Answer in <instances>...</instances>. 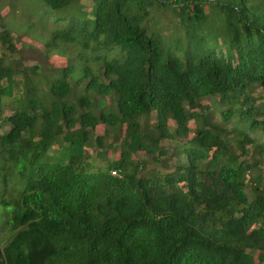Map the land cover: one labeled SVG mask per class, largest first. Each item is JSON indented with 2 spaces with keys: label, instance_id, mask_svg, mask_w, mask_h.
<instances>
[{
  "label": "trees",
  "instance_id": "obj_1",
  "mask_svg": "<svg viewBox=\"0 0 264 264\" xmlns=\"http://www.w3.org/2000/svg\"><path fill=\"white\" fill-rule=\"evenodd\" d=\"M36 1L62 23L53 39L95 54L101 69L87 58L57 77L35 66L13 74L3 63L18 51L0 17V264H264V169L251 176L249 200L240 160L251 134L264 138L259 0H156L186 11L178 50L145 31L147 0H89L82 15V0ZM202 5L223 18L214 36L197 31ZM90 95L113 99L95 115ZM211 98L222 127L191 111ZM194 119L177 166L158 173L133 160L161 164L159 143L185 139ZM118 128V157L103 169L85 162L81 150L109 149Z\"/></svg>",
  "mask_w": 264,
  "mask_h": 264
},
{
  "label": "rangeland",
  "instance_id": "obj_2",
  "mask_svg": "<svg viewBox=\"0 0 264 264\" xmlns=\"http://www.w3.org/2000/svg\"><path fill=\"white\" fill-rule=\"evenodd\" d=\"M203 2H211L212 0H200ZM215 3L229 2L233 3L234 0H214ZM89 0H82L78 14L82 15L88 12ZM251 10L264 14V0H259V3L252 2ZM203 11L207 14L206 22L201 23L197 31L205 36H214L215 33L220 31L222 28V19L218 15V9L210 7L209 5H202ZM146 20L144 22L145 31L147 34H151L153 31L157 33L163 40L164 43H168L172 48L179 49L182 43V37L179 31L181 25L186 26V11L182 14L176 8H171L164 4H159L156 0H147V4L144 7ZM0 17L4 24L5 31L11 37L14 46L17 48V53L12 55V58L4 60V66L11 70L13 74L18 73L22 67L35 66L41 73H50L53 77L58 76V71L65 65V63L75 60L80 65L81 63L89 62L87 66L91 70L99 72L100 60H90L95 54L79 49L75 45L60 46L58 42L53 39L51 35L59 32V27H62V23L55 21L54 17L41 6L36 0H0ZM218 20V21H217ZM214 21H217L213 25ZM213 28L216 30L214 32ZM52 37V38H51ZM217 44H220L216 40ZM63 48V49H62ZM0 48V56H1ZM102 62V61H101ZM260 89H255L248 94L256 97L261 92ZM81 94H75L74 99H77ZM92 105L95 115L99 109L107 107L111 104L113 98L98 99L94 95H90L88 98ZM215 98L211 99H199L195 101L197 107L191 110L198 115L212 117L213 126H220L222 124L217 120V107ZM259 104V102L257 103ZM4 115L7 114L5 110ZM171 124V122H169ZM199 119L190 120L187 124V135L185 139L176 140L173 142H166L165 140L159 143V146L167 151V155L161 158V164L159 162L151 161L150 157L143 153L133 154L132 158L138 162H145L146 168L149 171H157L158 173L163 172L164 168L161 165L167 163L169 167H175L181 162V157L176 154L175 148L180 146L184 140L188 139L189 136L194 134V130L199 127ZM123 132L122 128L114 130L108 135L105 144L109 145V149H103L102 151H96L94 148L85 149L86 156L85 162L92 163L95 167L103 169L106 164L115 160L118 157V145L117 142ZM95 136H101L103 134V127L97 126L93 130ZM264 149V138L261 132H256L249 136V142H244V153L240 155L246 166L247 171L242 179L243 185H245V194L249 200L252 199L251 187V176L260 172L264 169V162L257 168L253 167L252 161L257 158H263L264 153L258 156V152ZM101 152V153H99ZM46 153L59 158L60 153H63L62 148H48ZM99 153L100 155H98ZM64 154V153H63ZM55 157V158H56ZM66 160L68 156L64 157ZM93 166V167H94ZM255 228H259L258 225Z\"/></svg>",
  "mask_w": 264,
  "mask_h": 264
},
{
  "label": "built area",
  "instance_id": "obj_3",
  "mask_svg": "<svg viewBox=\"0 0 264 264\" xmlns=\"http://www.w3.org/2000/svg\"><path fill=\"white\" fill-rule=\"evenodd\" d=\"M166 1L168 4H180L182 2H185L186 0H164ZM110 175H113V173H110Z\"/></svg>",
  "mask_w": 264,
  "mask_h": 264
}]
</instances>
